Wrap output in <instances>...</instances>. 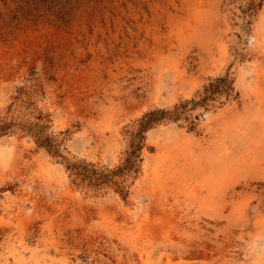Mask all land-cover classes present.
<instances>
[{
	"label": "rangeland",
	"instance_id": "obj_1",
	"mask_svg": "<svg viewBox=\"0 0 264 264\" xmlns=\"http://www.w3.org/2000/svg\"><path fill=\"white\" fill-rule=\"evenodd\" d=\"M228 72L224 105L147 133L126 199L78 190L20 128L44 116L113 169L129 125ZM5 119L0 264H264V0H0Z\"/></svg>",
	"mask_w": 264,
	"mask_h": 264
},
{
	"label": "trees",
	"instance_id": "obj_2",
	"mask_svg": "<svg viewBox=\"0 0 264 264\" xmlns=\"http://www.w3.org/2000/svg\"><path fill=\"white\" fill-rule=\"evenodd\" d=\"M234 83L232 74L228 72L211 79L198 97L190 102L177 105L175 109L158 108L145 113L126 129L127 148L121 163L113 169L87 160L68 157L63 149L66 138L49 133L50 126L44 116L36 117L35 121H30L20 128L33 137L39 147L47 149L58 162L65 165L72 185L78 190L95 196L113 191L126 199L142 169L147 133L159 124L179 121L190 110L203 107L205 111H210L216 107V104L224 105L236 93ZM189 104L193 106L190 110ZM199 117L200 115H197L196 118ZM185 119L189 120V117ZM189 124L193 130L195 122L192 120ZM16 127L15 123L5 119L0 124V135L12 132Z\"/></svg>",
	"mask_w": 264,
	"mask_h": 264
}]
</instances>
